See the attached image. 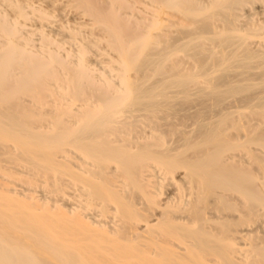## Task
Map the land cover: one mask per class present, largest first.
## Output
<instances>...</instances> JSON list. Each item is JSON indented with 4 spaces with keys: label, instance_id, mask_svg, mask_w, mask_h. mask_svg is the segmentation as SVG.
Listing matches in <instances>:
<instances>
[{
    "label": "bare ground",
    "instance_id": "bare-ground-1",
    "mask_svg": "<svg viewBox=\"0 0 264 264\" xmlns=\"http://www.w3.org/2000/svg\"><path fill=\"white\" fill-rule=\"evenodd\" d=\"M0 264H264V0H0Z\"/></svg>",
    "mask_w": 264,
    "mask_h": 264
}]
</instances>
